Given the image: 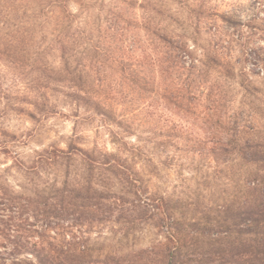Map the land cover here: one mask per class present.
<instances>
[{
  "label": "rangeland",
  "instance_id": "rangeland-1",
  "mask_svg": "<svg viewBox=\"0 0 264 264\" xmlns=\"http://www.w3.org/2000/svg\"><path fill=\"white\" fill-rule=\"evenodd\" d=\"M49 1L0 0V264L71 241L98 264H159L170 212L194 253L223 237L246 247L257 165L220 147L229 118L264 143V0ZM157 30L196 69L167 70ZM42 54L54 82L34 72ZM58 149L75 154L47 162Z\"/></svg>",
  "mask_w": 264,
  "mask_h": 264
},
{
  "label": "trees",
  "instance_id": "trees-1",
  "mask_svg": "<svg viewBox=\"0 0 264 264\" xmlns=\"http://www.w3.org/2000/svg\"><path fill=\"white\" fill-rule=\"evenodd\" d=\"M56 1H49L50 5H52L53 2L56 3ZM158 11L159 10L156 11L157 15L162 18L163 15ZM154 36H156V38L163 45H168L166 49L167 54L169 53V55L164 61L165 64L168 63L167 70L172 69V72L178 71L180 73L181 71L190 72L193 69H196V64L193 63L194 60L188 57L191 56V52L188 51V48L185 44H176L166 36L161 35L160 30L155 31ZM60 37L65 39L67 38V35ZM68 38L72 40H80L76 39V37H74L73 35ZM58 42L62 43V40ZM21 43L23 44V42ZM4 45L6 46V43ZM7 51H5L6 53L2 54L4 56H8L9 53H7ZM12 51H14V48L12 49ZM68 52L63 51V56L61 59L64 62H67V59L69 58L68 56L73 57V55L68 54ZM12 57H14V55H12ZM186 57L190 59L189 64ZM45 61H47V55L45 56L44 54H42L41 57H38L34 62H39V65H42V67L34 72H38L39 78H46L48 81L54 82L56 81V79L52 77V74L50 72L48 73L46 68L42 70V68L47 64ZM75 61L78 62L77 60ZM206 64L216 66L217 61L213 57L209 56L208 62H206ZM204 68L205 70L199 71L198 76L202 77L203 75L208 74V66H204ZM75 80H77L76 83L81 82L80 78H75ZM140 83H143V86H148L146 79L140 81ZM225 124L229 125L228 130H231L232 132L231 139L228 141V143H222V147H220V150L225 153L235 152L245 160V163L250 165H257V167H259H256L255 172L252 173V177L248 186L252 191L253 197L249 200L244 211H241V213L238 214L240 217L244 216L243 222L245 223L243 224L246 225L245 232H248L251 235L252 240L249 241L246 247H244V243L233 247L231 241L227 242V240H224L225 237L221 238L220 240L217 238L214 240V243H219L222 241L224 244H217L213 256L205 258V256L203 255L204 252L202 251H200L199 253H194L199 250V239L191 241L190 243V241L187 240V236H189V233L184 232V230L181 228L182 224L176 223L177 221L174 219L171 220V212L165 213L169 226V231L166 234V239L169 246L167 245V252L164 254L162 261L159 264H215V259L219 260L220 264H264V174L260 175V169L264 173V143L262 141H257L254 139H246V141H241L240 134L243 133L244 130L240 131L241 127L237 118H229L228 122H226ZM77 151L82 155V159L87 164L96 163L95 159L87 156L88 154H82L81 150ZM74 154L75 153L73 151L64 152L59 149L53 150L51 151L52 156L48 157L46 161L51 162V164L56 163L58 158H61L60 156L64 157L67 160H70L74 156ZM105 161L107 164H104L103 166L105 171H110L111 168L118 166L115 161L113 163L109 162L108 160ZM16 165H20L18 159H16ZM157 207L163 209V206H156L153 207V210L159 211ZM243 232L244 230L242 229L239 231L240 238L242 237ZM43 243L45 245H42V247H40L34 253L40 264H98L99 262L89 257V251L85 245H81L83 249H80L79 246L75 248L76 242L73 241L68 243H61V247L56 246V244L52 242ZM121 258L122 257L116 254H107L101 260H103V264H124Z\"/></svg>",
  "mask_w": 264,
  "mask_h": 264
}]
</instances>
